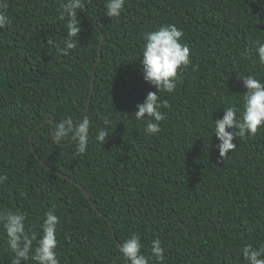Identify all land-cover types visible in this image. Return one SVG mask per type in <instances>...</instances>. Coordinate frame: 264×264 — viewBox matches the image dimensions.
<instances>
[{"label":"trees","instance_id":"16d2710c","mask_svg":"<svg viewBox=\"0 0 264 264\" xmlns=\"http://www.w3.org/2000/svg\"><path fill=\"white\" fill-rule=\"evenodd\" d=\"M7 2L0 174L8 180L0 210L23 212L38 236L45 212L54 210L60 264H125L119 245L132 235L149 257L160 239L163 264H245V245L264 246V128L234 140L224 158L214 136L223 110L242 111L240 77L264 81L254 51L264 38V0H125L118 18L105 15L106 0H86L78 47L68 56L59 54L65 0ZM169 23L183 30L194 67L179 73L173 93L159 94L166 119L148 136L134 116L157 91L143 79V37ZM69 116L90 119L83 155H74L71 137L53 138L55 124ZM102 128L105 144L96 141ZM6 239L0 225V264H13ZM149 264L158 262L150 257Z\"/></svg>","mask_w":264,"mask_h":264},{"label":"clouds","instance_id":"9594fccd","mask_svg":"<svg viewBox=\"0 0 264 264\" xmlns=\"http://www.w3.org/2000/svg\"><path fill=\"white\" fill-rule=\"evenodd\" d=\"M86 6V0H65L61 4L59 19L67 21V34L63 47L59 49L60 55L68 56L78 47V38L82 31L79 14ZM7 8V0H0V29L11 23ZM124 8L125 0H106L105 15L118 18ZM183 37V30L171 23L144 34L141 51L143 79L157 91L147 94L143 103L136 106L134 116L137 121L144 122V132L148 136L159 133L160 123L166 119L161 109L167 107V104L159 94L173 93L177 87L179 73L193 66L189 46L180 42ZM254 51L259 62L264 65V38L255 40ZM251 52V49H245L242 59H248ZM240 78L247 89L243 95L242 111L238 107L230 106L223 110V118L214 122V136L219 141L216 148L221 158L237 148L234 140L254 136L264 128V81L251 74ZM90 123L86 116L79 122H74L71 116L66 117L53 127V138L60 143L71 137L75 143L74 155H83L88 150ZM104 123L107 126L110 120L105 117ZM108 135L106 128H102L96 135V141L105 144ZM7 180V175L0 174V185ZM25 221V214L19 210H0V225L7 238L6 244L14 253L13 264H28L30 260L35 261V264H60L56 252L60 220L54 210L45 212L39 236L26 228ZM142 247L140 237L137 235L130 236L120 244L119 253L125 264H149L150 257L158 264H163L165 249L160 239L152 240L150 257L142 253ZM242 255L245 264H264V246L256 248L252 244H247L243 247Z\"/></svg>","mask_w":264,"mask_h":264},{"label":"water","instance_id":"95a60500","mask_svg":"<svg viewBox=\"0 0 264 264\" xmlns=\"http://www.w3.org/2000/svg\"><path fill=\"white\" fill-rule=\"evenodd\" d=\"M92 81H93V80H92ZM92 90H93V86H91L90 94H89V98H90V96H91V94H92Z\"/></svg>","mask_w":264,"mask_h":264}]
</instances>
